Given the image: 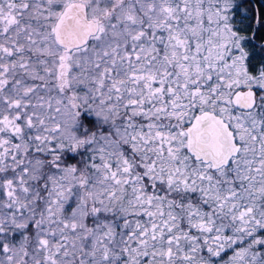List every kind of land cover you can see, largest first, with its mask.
Masks as SVG:
<instances>
[{
    "label": "snow or ice",
    "instance_id": "snow-or-ice-1",
    "mask_svg": "<svg viewBox=\"0 0 264 264\" xmlns=\"http://www.w3.org/2000/svg\"><path fill=\"white\" fill-rule=\"evenodd\" d=\"M0 264H264V0H0Z\"/></svg>",
    "mask_w": 264,
    "mask_h": 264
}]
</instances>
